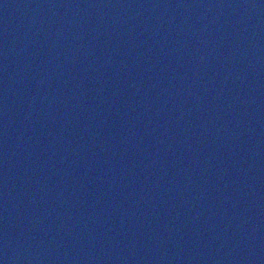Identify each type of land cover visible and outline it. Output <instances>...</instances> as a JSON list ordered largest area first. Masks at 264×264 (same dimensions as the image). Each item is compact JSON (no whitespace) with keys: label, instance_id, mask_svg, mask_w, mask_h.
Listing matches in <instances>:
<instances>
[{"label":"water","instance_id":"1","mask_svg":"<svg viewBox=\"0 0 264 264\" xmlns=\"http://www.w3.org/2000/svg\"><path fill=\"white\" fill-rule=\"evenodd\" d=\"M0 264H264V0H0Z\"/></svg>","mask_w":264,"mask_h":264}]
</instances>
